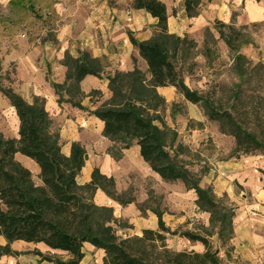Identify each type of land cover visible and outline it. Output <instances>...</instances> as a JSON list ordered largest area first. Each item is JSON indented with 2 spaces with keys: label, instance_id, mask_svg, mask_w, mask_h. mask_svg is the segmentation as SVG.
Here are the masks:
<instances>
[{
  "label": "rangeland",
  "instance_id": "374dc122",
  "mask_svg": "<svg viewBox=\"0 0 264 264\" xmlns=\"http://www.w3.org/2000/svg\"><path fill=\"white\" fill-rule=\"evenodd\" d=\"M93 3L104 7L121 6L127 18H124L123 27L119 31L125 32L128 38L130 34L135 37L136 33L144 31L151 33L147 40L159 36L157 23L148 21L146 15L128 13L133 8V2L127 0H0V65L3 73L0 86H11L15 90L13 86L17 80L19 61L23 62L34 50L40 55L39 62L44 59L42 65L46 74H55V68H59L57 56L65 55L63 43L58 39L59 34L71 38L80 35L82 28L88 25V13L94 10L91 7ZM238 12L233 11L235 19ZM215 21L204 26L185 25L182 28L183 34L179 36H187L188 44L173 60L190 89L205 96L216 108L231 111L245 128L264 140V20L235 22L238 30L236 34L242 41L238 43L240 52L250 59L242 68H254L252 81L244 85L245 94L237 100L235 91L239 78L235 72L236 53L220 38L215 29ZM79 47L81 43L73 44L66 51L72 50L77 54ZM118 50L130 54L132 68L125 71L134 68L146 71L145 61L133 55L129 48L123 45ZM50 52L53 56L48 59L46 54ZM101 60L104 72L96 83L101 94H94L93 97L97 103L91 105L90 97L83 98L82 102L94 109L111 97L107 76L118 70L108 57ZM174 90L170 94L158 88L166 101L157 114L162 116L168 126L165 142L170 155L192 180L200 181L202 186H212L221 198L228 189V197L224 201L236 208L237 233L233 241L221 244L216 236L210 237V240L219 249L223 264H264V155L260 150L250 154L239 150L235 137L224 131L227 128L225 121L210 119L203 105L188 101L177 89ZM74 99L82 100V95L74 93ZM62 109V115L69 119L76 120L78 112L82 116L76 125L71 124L88 146V168H95L92 158L103 155V152L109 153L117 161L123 157L121 144L103 135L100 121L88 110L66 101ZM157 123L162 125L159 121ZM61 124V121L54 119V128L60 130ZM16 127V116L10 101L0 92V133L6 137L15 136ZM119 171L122 177L120 186L115 181L117 199L107 196L123 206H133L130 217H117L114 207L108 206L113 209L116 218L113 226L119 239L142 236L143 231L152 225L151 216L157 212L164 213L166 225L176 232L168 235L166 240L167 247L175 251L196 249L191 248L194 241L185 237L184 232L207 235L214 230L210 213L201 210L196 204L194 189H188L187 183L181 180H163L140 153L132 151ZM85 176L86 170L80 174V184L86 182ZM33 178L36 183L40 182L35 171ZM151 244L148 242L143 247L133 241L127 247L132 253L148 254L152 252ZM22 246L27 253L35 254L36 250H40L56 260L67 258L64 254L49 253L42 245ZM162 249L158 246L157 252L153 254H161Z\"/></svg>",
  "mask_w": 264,
  "mask_h": 264
},
{
  "label": "trees",
  "instance_id": "16d2710c",
  "mask_svg": "<svg viewBox=\"0 0 264 264\" xmlns=\"http://www.w3.org/2000/svg\"><path fill=\"white\" fill-rule=\"evenodd\" d=\"M202 2L185 0L186 14L197 16ZM133 7L145 10L157 19L159 36L140 41L133 34L129 35L146 62V71L134 68L132 71L116 70L108 75L111 97L95 109L83 105V98L90 97L91 105L95 106L94 94H101V91L94 89L86 94L80 87L87 75L101 78L104 72L102 60L90 52L85 50L74 56L66 51L62 60L67 68L66 80L51 84L59 96V103H72L99 118L104 124L103 135L121 144V150L136 142L143 160L163 180H181L187 183L188 189H194L196 204L210 213L214 230L207 235L190 231L183 235L191 241L201 242L205 250L175 251L168 248V235L176 232L166 225L160 212L156 213L157 230L146 229L142 236L119 239L113 226L116 222L113 209L98 205L94 200L98 189L117 199L114 177L95 167L91 180L80 184L78 178L88 159L85 146L74 141L70 154H65L60 130L53 126L46 99L35 95L30 102L11 86H0V92L9 99L19 118L18 137H6L0 133V235L7 241L6 245H0V257L18 254L11 245L15 241H24L43 243L69 255L67 260H56L40 250L35 251L42 259L54 264H80L84 257V243L89 242L105 251L103 264H223L219 249L214 247L210 237L217 235L221 244L232 239L235 209L219 199L211 186L202 187L200 181L192 180L186 170L174 162L165 142L168 126L157 114L166 102L158 88L173 86L188 101L203 105L210 119L225 121L227 128L224 131L235 137L238 149L246 154L260 150L264 155V140L245 128L231 111L216 108L205 96L188 87L173 60L188 44V38L169 31L166 4L161 0H134ZM215 29L236 53L235 72L239 83L236 84L235 99H241L245 94L244 85L252 81L254 68H242L250 59L240 52L238 43L242 41L236 34L235 17L230 23L216 20ZM1 68L0 65L2 79ZM74 93L81 94L82 100H75ZM18 153L38 164L41 184L34 181L31 169L16 158ZM133 241L143 247L152 243V252L132 253L127 246ZM158 246L163 248L162 253L155 255Z\"/></svg>",
  "mask_w": 264,
  "mask_h": 264
},
{
  "label": "crops",
  "instance_id": "0c3cea01",
  "mask_svg": "<svg viewBox=\"0 0 264 264\" xmlns=\"http://www.w3.org/2000/svg\"><path fill=\"white\" fill-rule=\"evenodd\" d=\"M161 1H163L166 4L167 11L169 14V31L172 33H177L178 35L183 34L182 28L185 25L187 26L192 25L193 27L198 25L204 26L207 24H211V22H213L214 20H221L223 22L230 23L233 20V11H237V10H239V12L236 16L235 22L248 23L251 21L254 22V21L264 20V0H203V2L199 7V15L195 17H189L186 14L185 5H184L185 0H161ZM127 2H134V0H127ZM91 7H94V10L93 11L89 10L90 13H88V16L90 17L88 20V25L82 28L83 30L80 35L77 36L73 35L71 38L67 35L63 36V34H59L58 39L63 43L64 54L70 45L73 46V44L81 43V47H79L76 50L77 54H75L72 50H70L69 52L74 56H78L80 54L79 53L80 51L87 50L91 53L93 57L99 59L108 57L110 61L113 62L114 68H117L120 71H125L129 68H132L130 54L122 50L116 51V49L118 48L120 49L123 45H125V47L129 48L130 52L133 53V55L139 56L141 58L139 54V50L132 44L127 34L125 32L119 31L123 27L124 18H127L126 12L120 9L121 6H115V5L104 7V5L98 6L97 4L93 3ZM129 12L146 15L148 17V21H150L153 24L157 23V19L143 9H135L133 7L132 9H129L128 13ZM130 24L133 26L132 23ZM132 29H138V28H132ZM150 35L151 33L148 34L147 31H144V32L136 33L135 37L140 41H142V40H147L150 37ZM34 51H31L30 54H28L26 58L23 59V62L19 61V64L16 68L17 80L15 81L13 87L18 93H20L25 99H27L30 102H32V98L35 95L44 97L46 99V108L49 111L53 119V122L54 119H57L58 121L62 122V124L60 125L61 143H62L63 152L65 154L67 155L70 154L71 144L74 141H80L85 146L87 153H89L88 146L87 144L85 145V142L81 137V134L78 131H75L74 126L72 127L71 124L72 122L73 124L76 125L77 121H79L80 117L82 118V116H80L79 112L78 113L76 112L78 115L76 120L64 117L62 115L63 102L61 103L58 102L57 94L53 89V87L51 86V81L56 83H63L65 81L67 68L65 65L62 64L64 55L61 56L59 54L57 56L58 65H59V68H55L57 69V72L55 74L52 73L51 75H47L46 70L42 65L44 59L42 58V61L39 62L38 58L40 55L39 53H37V51L36 52ZM52 56L53 53L51 54V52L49 53V55L46 54V57L48 59L49 57ZM97 81H99V77H96L94 75H87L81 81L82 91L88 94L91 89H98L96 84ZM174 89L176 88L173 86L159 87V91H164L170 94L173 93V91H175ZM11 107L16 116V123H17L16 135L12 137H18L19 118L15 108L13 106ZM97 119L101 123L102 132H103L104 124L99 118ZM132 151L134 153H140L139 146L136 144V142H134L130 148L123 149V157L119 161L112 158L109 153L103 152V155L96 156V158H92L93 163L96 165L95 167H98L103 174L114 177L117 186H120L122 174L119 171V169L124 163V161L128 159ZM16 158L19 159V161L23 163L25 166H27L29 169H31L32 173L35 171L39 175L40 172L39 166L31 158L24 156L20 153L16 155ZM87 162L88 161H86V164L82 169V172L86 170L85 183L91 180V174L94 169V167H92L91 169L88 168ZM224 173L225 172H222V174ZM37 184H41V180ZM262 185H263L262 188L264 190V180ZM202 187H207V186H202ZM214 192L219 199L224 200L225 198L228 197L227 192L229 191L228 189H226V192L225 194H223L222 198L216 193L215 190ZM94 200L98 205L101 206H113L117 217H130L132 214V210H131L133 207L132 204L123 206L120 203H116L109 196H107V194L101 189H98L96 191ZM234 209H235V216L233 219L234 235L230 241H233L237 233L235 227L236 208L234 207ZM134 214H136V212H134ZM153 215L155 216H151L153 217L152 225L148 229L156 230L158 227V217L156 213H153ZM214 236L217 237V235H213L211 237ZM6 244H7L6 239L4 238V236L0 235V245L4 246ZM22 244L42 245L43 247L48 249V251H50L49 253L53 254V252H56V253L64 254L67 257L65 260L69 258V255L66 252L61 250L51 249L50 247H48L43 243L36 244V243H28L24 241H15L12 243L11 247L14 251H17L18 254L2 255L0 257V264H54L53 261L42 259L39 255L34 254L33 252L27 253L26 250L23 248ZM194 247L196 248L195 251L203 252L205 250L204 245L198 241L196 242L194 241V245H191V248ZM190 250H194V249H190ZM83 252H84V257L80 264H103V257L105 255V251L103 249L97 248L96 246H94L89 242H85L83 246Z\"/></svg>",
  "mask_w": 264,
  "mask_h": 264
}]
</instances>
